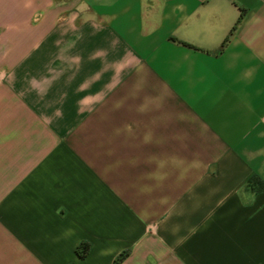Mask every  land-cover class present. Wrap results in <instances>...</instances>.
<instances>
[{
    "label": "crops",
    "instance_id": "obj_1",
    "mask_svg": "<svg viewBox=\"0 0 264 264\" xmlns=\"http://www.w3.org/2000/svg\"><path fill=\"white\" fill-rule=\"evenodd\" d=\"M0 264H264V0H0Z\"/></svg>",
    "mask_w": 264,
    "mask_h": 264
},
{
    "label": "trees",
    "instance_id": "obj_2",
    "mask_svg": "<svg viewBox=\"0 0 264 264\" xmlns=\"http://www.w3.org/2000/svg\"><path fill=\"white\" fill-rule=\"evenodd\" d=\"M89 251V244L86 241H81L78 246L76 247V253L78 254L79 257H84ZM126 255V252H122L116 261L121 260L124 256Z\"/></svg>",
    "mask_w": 264,
    "mask_h": 264
}]
</instances>
